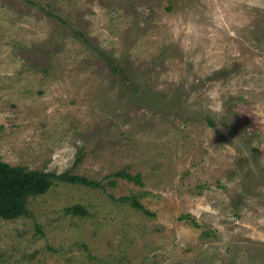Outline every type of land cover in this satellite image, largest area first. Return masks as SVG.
<instances>
[{
  "label": "rangeland",
  "instance_id": "1",
  "mask_svg": "<svg viewBox=\"0 0 264 264\" xmlns=\"http://www.w3.org/2000/svg\"><path fill=\"white\" fill-rule=\"evenodd\" d=\"M0 160L103 185L0 217V264H264V0H0Z\"/></svg>",
  "mask_w": 264,
  "mask_h": 264
},
{
  "label": "trees",
  "instance_id": "2",
  "mask_svg": "<svg viewBox=\"0 0 264 264\" xmlns=\"http://www.w3.org/2000/svg\"><path fill=\"white\" fill-rule=\"evenodd\" d=\"M77 36L80 37V35ZM110 64L114 65L113 62ZM113 176L132 181L136 184L141 183L138 174L131 175L125 171H118ZM55 179L93 189L103 188L100 181H95L85 176L67 172L55 174L28 170L25 167L13 166L0 160V217L5 220H13L26 216L28 214L29 198L46 193L51 188ZM119 200L130 203L133 208L148 216H154V213L147 210L134 196H123ZM68 211L75 215L87 214L86 209L79 204L73 205ZM181 218L188 219V216L183 215ZM192 223L198 226L195 222Z\"/></svg>",
  "mask_w": 264,
  "mask_h": 264
}]
</instances>
